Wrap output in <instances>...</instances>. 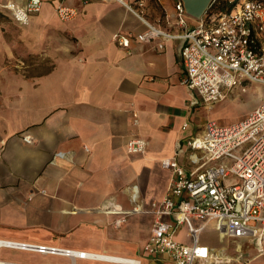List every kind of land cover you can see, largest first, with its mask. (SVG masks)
Wrapping results in <instances>:
<instances>
[{"label": "crops", "instance_id": "crops-1", "mask_svg": "<svg viewBox=\"0 0 264 264\" xmlns=\"http://www.w3.org/2000/svg\"><path fill=\"white\" fill-rule=\"evenodd\" d=\"M7 1L26 2L0 0ZM41 1L40 12L31 15L27 26L0 9V241L138 259L141 264H171L143 253L153 215L132 213L147 211L164 197L171 173L161 167L162 160L176 157L186 173L194 170L190 155L200 154L186 141L207 121L217 122L213 111L225 101L211 108L213 104H203L184 87L182 40L131 39L130 54L116 45L115 32L133 35L144 30L117 3L65 0L77 15L64 23L55 15V0ZM172 3L166 0L164 10L151 8L150 20L161 14L172 17ZM186 18L189 27L196 26L195 20ZM246 86L230 92L247 94ZM205 112L212 115L201 122L198 116ZM133 137L146 142L142 154L126 152ZM123 215H129L127 221L116 226ZM164 220L172 222L170 217ZM209 230L218 241L241 246L249 240L228 239L215 221L196 219L180 225L172 238L187 246L195 238L211 253L220 250V256H213L220 257L221 264L248 259L242 249L237 255L236 246L234 251L216 249L204 242L200 235ZM257 256L248 262L254 264ZM83 262L119 264L75 260ZM0 263L70 260L0 245Z\"/></svg>", "mask_w": 264, "mask_h": 264}, {"label": "built area", "instance_id": "built-area-1", "mask_svg": "<svg viewBox=\"0 0 264 264\" xmlns=\"http://www.w3.org/2000/svg\"><path fill=\"white\" fill-rule=\"evenodd\" d=\"M85 2L86 0H80ZM134 16L143 26L140 33L115 32L112 41L130 54L131 39L149 43L154 39H178L184 69L182 83L205 105L224 100L230 91L245 82L264 86V0H228L231 10L196 20L188 16L181 0H173L172 17L166 14L150 20V9L164 10L166 0H110ZM41 0H26L22 5L0 2L15 22L27 26L31 15L40 12ZM60 22H69L77 15L65 0L54 1ZM184 17L197 22L189 27ZM163 48V44H158ZM197 101L193 100L192 104ZM136 117L135 115H133ZM136 123V120L133 121ZM186 125H183L185 128ZM22 140L30 142L29 136ZM196 164L186 173L176 157L161 161L171 173L166 193L159 203H151L145 211L153 215V223L143 253L154 261L167 259L171 264H221L211 250L193 239L190 246L173 240L175 230L192 219L203 223L215 221L217 230L228 239H249L264 242V101L242 119L229 125L207 121L201 132L186 141ZM146 142L138 137L126 143L128 154H142ZM143 211V210H140ZM139 211V212H140ZM126 215L117 219L119 226ZM170 217L171 223L164 220ZM0 245L56 255L70 260L105 261L119 264H141L138 259H104L96 253L0 241Z\"/></svg>", "mask_w": 264, "mask_h": 264}, {"label": "rangeland", "instance_id": "rangeland-1", "mask_svg": "<svg viewBox=\"0 0 264 264\" xmlns=\"http://www.w3.org/2000/svg\"><path fill=\"white\" fill-rule=\"evenodd\" d=\"M187 19L186 17H184ZM245 85H248L244 87V90H246L247 94L239 93V94H233L229 93L228 96L224 99V104L220 106V108H216L213 111V117L216 118L218 124L220 125H229L231 123H234L241 119L243 117L244 113L251 112L255 107L260 105L264 100V86L260 84H251L249 82H245ZM240 87V86H239ZM238 89V88H236ZM243 90V91H244ZM223 101V100H222ZM212 106V105H210ZM214 104L211 108H214ZM207 110V107L204 108ZM210 115H212L211 112H205L204 116L200 117L198 116V119L201 120V122H205L210 118ZM146 213L144 210L133 214H143ZM129 215H126L125 221L121 224H124L127 221ZM131 216V214H130ZM120 224V225H121ZM201 239L206 242L209 245L215 246L216 249H220L222 246L227 247V249L236 250L235 246L238 242H229L226 243L225 241H218L217 235L215 232L209 230L208 232L204 231L201 235ZM177 238H180L178 236ZM219 239H221V236H219ZM242 252H247L248 259H254L257 256V261L254 262V264H259L260 262L264 263V242H262V247H256L252 242L249 240H245L242 242V245L240 246V250L237 253L240 254ZM263 249V250H262ZM224 252V251H223ZM229 253V250H228ZM217 255L220 256L221 252L220 250H215L212 252V256ZM261 255V257H260ZM248 259L246 260H240V262L232 263V264H252L254 260H251V262H248ZM234 260V259H233ZM235 261V260H234ZM82 264H89L88 262H83ZM94 264H105V263H94Z\"/></svg>", "mask_w": 264, "mask_h": 264}, {"label": "water", "instance_id": "water-1", "mask_svg": "<svg viewBox=\"0 0 264 264\" xmlns=\"http://www.w3.org/2000/svg\"><path fill=\"white\" fill-rule=\"evenodd\" d=\"M185 13L193 19H200L208 10L213 0H181Z\"/></svg>", "mask_w": 264, "mask_h": 264}, {"label": "trees", "instance_id": "trees-1", "mask_svg": "<svg viewBox=\"0 0 264 264\" xmlns=\"http://www.w3.org/2000/svg\"><path fill=\"white\" fill-rule=\"evenodd\" d=\"M233 6L234 3H230L228 0H213L205 14L206 16H210L222 12H227L231 10Z\"/></svg>", "mask_w": 264, "mask_h": 264}, {"label": "bare ground", "instance_id": "bare-ground-1", "mask_svg": "<svg viewBox=\"0 0 264 264\" xmlns=\"http://www.w3.org/2000/svg\"><path fill=\"white\" fill-rule=\"evenodd\" d=\"M236 242V241H235ZM256 244H258V245H261V243H259V242H257L256 240L254 241ZM236 249H237V251H239L240 250V245H236ZM99 257H101V258H104V259H117V257H114V258H112L111 256L110 257H108V256H106V255H103V254H97ZM213 257H216V256H213ZM1 264V263H0Z\"/></svg>", "mask_w": 264, "mask_h": 264}]
</instances>
